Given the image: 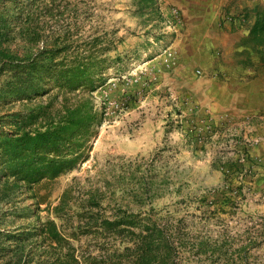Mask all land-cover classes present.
Wrapping results in <instances>:
<instances>
[{"label": "rangeland", "instance_id": "374dc122", "mask_svg": "<svg viewBox=\"0 0 264 264\" xmlns=\"http://www.w3.org/2000/svg\"><path fill=\"white\" fill-rule=\"evenodd\" d=\"M173 2H75L68 17L83 20L88 11L89 24L114 44L109 56L121 60L93 93L104 114L87 159L29 187L0 181V264L113 262L134 228L105 230L102 222L125 216L138 227L158 225L178 264H264V117L214 123L200 110L204 81L216 71L264 65L242 45L250 8L241 14L242 49L225 60L215 43L192 39ZM50 228L60 242L49 238Z\"/></svg>", "mask_w": 264, "mask_h": 264}, {"label": "trees", "instance_id": "16d2710c", "mask_svg": "<svg viewBox=\"0 0 264 264\" xmlns=\"http://www.w3.org/2000/svg\"><path fill=\"white\" fill-rule=\"evenodd\" d=\"M77 1L0 0V107L29 103L18 112L0 110V181L10 178L13 185L29 187L71 172L88 157L104 114L93 93L105 85L109 65L121 58L109 56L114 44L104 30L89 24L88 11L83 20L77 13L68 17ZM250 19L242 45L264 64V4L245 10L243 20ZM134 218L102 222L105 230L134 229L113 262L100 256L89 264H178L174 242L162 229L154 222L135 226ZM48 236L61 240L51 228Z\"/></svg>", "mask_w": 264, "mask_h": 264}, {"label": "crops", "instance_id": "0c3cea01", "mask_svg": "<svg viewBox=\"0 0 264 264\" xmlns=\"http://www.w3.org/2000/svg\"><path fill=\"white\" fill-rule=\"evenodd\" d=\"M184 11L193 40L218 45L225 60L241 50L240 40L247 34L241 22L245 8L264 0H173ZM173 2V3H174ZM258 62V58H254ZM215 74V72H214ZM200 110L214 123L239 124L264 117V65H237L216 71L204 81Z\"/></svg>", "mask_w": 264, "mask_h": 264}]
</instances>
